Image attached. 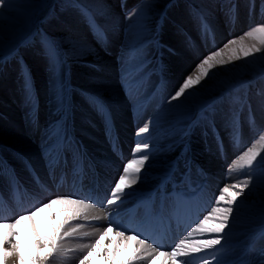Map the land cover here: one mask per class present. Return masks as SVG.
<instances>
[{"label": "bare ground", "instance_id": "obj_1", "mask_svg": "<svg viewBox=\"0 0 264 264\" xmlns=\"http://www.w3.org/2000/svg\"><path fill=\"white\" fill-rule=\"evenodd\" d=\"M217 34L218 36H216V41L220 40L219 30L217 31ZM176 37L177 39H173L168 36L173 44L172 49H170L171 52L165 53V56H162V58H156L154 62V65L156 66L160 64V72L161 74L163 73L162 77L164 78L162 90L165 92L163 100L158 104L160 106V109L157 108L158 111L156 110L157 112L155 115L146 114L143 117L141 116V125L136 124V127L134 128H132V126L129 124L130 113L127 107H129L130 105L126 106L125 101L122 97V89L119 88L117 80L115 79V74L117 73H120V77L124 75L125 78H129L132 74H134L132 71V67L134 65L132 66L128 64L129 61L125 60L127 56L125 52L120 56L119 70H117L116 68L118 65H116V62L114 61L115 59L111 57V53L114 47L112 48L110 46H106L105 49L108 52L111 51L110 54L101 56L100 58L96 59L97 61L86 64L84 68L80 67V69L77 70L76 73L78 81L82 84L80 88L83 89L86 94L88 93L87 95L93 97L95 96V98L101 101V104L103 103L110 108V120H114L113 123L115 124V128L118 132V138L120 139L121 143L126 142L127 135L130 133L131 135L135 136V144L147 143L149 145L147 151L139 152L142 155H145L147 152L151 151V153L147 154L149 156V160L145 163V166L140 173L138 183L133 185V187L130 189H125L134 191V193H124L126 196H128L129 201H137V203H143V201L145 200H153L150 191L157 186L160 179L167 171L173 170V156L181 149L182 145L184 146L185 144L191 150L193 156L195 155L196 160L194 159V162L203 167L204 170L202 171L203 173H206V179L208 181L204 186V199L196 198L191 202L189 201V199H187L188 202H184L177 196V198L174 197L170 200L169 204L166 205L163 200H160L155 208L152 204L150 206V212H146V215L144 217V220H147L145 221V223H141L144 220L139 222V226L145 228L147 224L151 222V219L154 218V220L157 221L156 223L158 226L164 227L163 229L165 233V242L161 248H158V245L156 246V244L159 242L158 236L157 240L154 241L156 244L148 240V243L151 244L152 248H155L156 251L152 252L151 249H147L146 251L142 249L141 252L137 254L141 258L136 260H133L132 256L134 253V249L138 246L135 245V243L132 241L127 242V246H125V243L121 241L119 244V248L117 249L116 240L119 238L115 236V232L121 229L125 231L126 235L132 234V230H130L129 232L124 227L119 228V226L122 224L123 219L128 220L130 218V214L134 213L135 209L130 210L129 215H126V212L122 218H119L114 214V212L121 209L120 206H111L106 208L96 207V209H88L86 210V213L82 214L81 218L76 220L69 219V223L65 225L64 230H62L59 236H57L55 228L59 224L63 223L65 219H68L73 215V212L71 211V208L73 206L66 204H53L51 209H43L42 211H40L34 220L36 233L42 237H51L52 243L56 245V251L53 255L48 256L47 259H43V257L46 256L47 253L51 250V246L47 241H45L41 244L40 249H37V237L33 233V223L28 220L23 221L17 227V229L15 230L17 232V236L11 238V243L19 244V251L24 255L26 264H28V261L30 259H36L37 257H40V259L37 261V264H74L75 260H79L77 264H80L81 258L83 259V257L87 255L89 251H92V255L88 260L84 262V264H153L154 258V264H173L172 260L166 259L163 256H159V252L171 251L175 247V244L178 243L181 239H188L192 241L206 238H219L221 239V244L217 245L214 249L206 250L205 252H201L199 254H191L189 256L178 257L176 264H201V260L210 252L216 254L218 260L221 261V264L230 263L232 261H237L238 264H249L246 262L245 258L247 254L252 250V238L259 235L260 232L264 231V198H254L255 195H259L257 192V188L264 189V168L253 166V168L243 167L240 169V167L235 166L234 162L232 168H230L227 172V177L225 176L227 178V184H224V186L219 185L220 179L216 175L220 173L219 165L221 162L219 163V160L214 156L213 151L215 148V144L210 140H207L206 146L209 149V152H205L203 149V144L201 143L199 137L195 134L197 127H195V129L194 127L191 129L190 125L197 118L198 121H201L199 118L201 114H203V116H208V114L204 112L205 106L212 102L214 99H218L220 96H222L223 92L227 90L223 86H220L218 84L213 85L206 96V93L203 90V85H205V83L204 81H202L201 85L194 86L189 90L192 95H188V93L186 92L185 95L187 96V99L181 97V99L178 101H172L171 103L168 102L177 88L181 86L178 84L177 88L172 93L175 83L181 78V76L192 74V67L195 62V58H193V51L198 52L199 49L202 50V45L200 44L199 40L197 41L196 39L191 43L187 42V40H183L184 42H182L183 38H180V36ZM194 37L197 38L198 35H195ZM111 44L109 43V45ZM190 48H192L193 50H190ZM92 64H95V69L92 68ZM140 65L141 63H138L134 67H139ZM38 76H40L39 73ZM134 76L135 79L133 81L139 82L143 74L140 73L139 76ZM149 76L151 75L149 74ZM41 79L42 77L40 79L36 78L32 81L31 86L29 87L31 94H34V91H36L35 94L40 97L41 102L43 101L44 97L50 99V106L52 108H58L60 112L64 114L63 117L66 116L67 119L72 123V125H69V123L67 124L68 130L70 132H73L74 136L84 144V147L86 148L88 153L96 160V162H98V164L101 163L99 164V179L95 180L93 178L87 177V181H91L92 185L95 186L97 190H99L100 192H104L108 185L111 184L113 177L115 176L108 175V173H110L111 171H116L117 165H119L120 162L117 161L115 155H112L105 148L106 143L104 145V143L102 142L101 128L98 123L99 119L97 120L93 115L94 113L92 114V111L89 110L91 108H88L82 102V95L69 90V87H64L63 102L65 105V111L63 112V110H61V108L59 107V101L56 99L55 93L52 91L48 92V90L46 89L47 85ZM65 79V74H63V76L62 74H60L55 77L53 81L51 80L50 83L54 82V84H62ZM133 81L131 82L134 83ZM122 85L125 87V85L127 84H120V87ZM154 86V83L151 87L150 83H147V88L150 87V91L152 88H154ZM16 90H19L17 86ZM13 92L14 89L12 88L11 83L6 82V85L0 88V116L2 117L0 119V157L5 156L9 161L12 162L13 170L21 177L24 183L23 187L21 188V192L26 193L30 199H34V203L39 205L47 202L49 199H54L57 197H69V189H66L67 193L61 196L62 192L54 193L51 188H49V181L53 177L56 178L57 175H55L56 165L48 164L51 163L50 159L53 156V154H50L47 150L49 141L47 140V138H43V136L35 137V134L37 132H34L33 129H31L27 125V120V123L24 121L22 124H19L18 116L19 114H21V110L19 109L20 92L15 96L14 100ZM207 97H211V99H209L208 101H204ZM145 98L146 96H143V98L139 96L135 100L133 106L131 105L134 112L138 110V108L136 107V104H138L137 102L144 100ZM49 103H46V105H49ZM222 105L223 104H221V106ZM96 109L99 108L97 107ZM149 109L150 108H148L146 112L149 111ZM190 112H192L191 115H189ZM258 113H261V110H255L253 114V119L256 122H259V119L261 118ZM208 117H213V119H216L218 127L222 124L224 125L225 117L222 116L219 108H215L214 112H212V114ZM73 118L75 119V121L73 120ZM55 119L57 118L55 117ZM145 126L149 128V131L147 133L138 135L137 133L139 132V129ZM229 126L232 127V124L229 123ZM133 129H135L136 132H134ZM243 130H246V132L248 133L247 124H244ZM150 132H157V135L152 138L151 141L147 140V138H149L150 136H148L147 134H149ZM243 140H245V138H243ZM159 142H161L162 144H160ZM178 144L180 145L177 146ZM175 147H178L177 151H174V153H176L171 154ZM130 148H135V145H133L132 143V145H130ZM11 153H18V155L24 157L27 162H29L36 168V170L31 173L33 177L36 174H43L41 175V180L39 181V183L31 181L32 177L27 172L26 165L21 159L11 157ZM189 155L190 154H188V156ZM126 162H124L123 165L120 166L121 169ZM42 163H45L46 165L42 166ZM237 169H239L240 172H238ZM250 169H252V173L254 174V176L252 177L251 184L247 189H245L243 193L245 194V200H242L243 202H241V197H239L236 203L234 205H231V207L233 208V212L231 213V216L228 220V227L225 228L224 232L220 234H211L213 236L205 233L204 235L194 234L193 236L189 237L187 235L188 232L185 231V227H182L181 222L179 221L183 216L182 214L185 215L189 213L190 219L187 225V229L190 227L192 229L195 223L207 214V212L204 214L205 211L203 210H206L205 208L210 203L212 194L213 196L214 194H216L217 198L219 195V191L223 187L227 186L231 188L233 184L242 183L243 181H238L237 178H234L235 172L244 174H246L247 172L249 174L251 172ZM118 171H120V168L118 169ZM192 176L195 175L193 174ZM221 177L223 176H220V178ZM177 178L178 176L176 177V179ZM259 178H262L261 182L259 181ZM116 179L113 181V183L117 181ZM183 180L185 179L183 178ZM181 184L182 182L179 184L175 183V185L178 186H174V188L176 190H182L181 186H179ZM184 185L186 186V189L184 191L188 192L189 185L187 183H184ZM113 186H111V188H113ZM218 186H221L220 190ZM11 187V179L7 175L0 174V189H3V191L7 193V191ZM165 187L166 184L163 185L164 191ZM236 190L238 191L239 189ZM188 194L191 193H187L186 196H188ZM15 197L16 195L14 196V198ZM23 198L24 197L22 196L19 201H15L17 203H20ZM32 203L33 202L30 201L29 205ZM195 203L197 205L196 208ZM130 205L131 203H126L123 205V207L128 208ZM220 205V207H229V205H226L223 202H221ZM100 208H103L104 210L100 211ZM2 209L8 210L10 209V207L2 206ZM28 209L30 210L29 206ZM153 209H155V214L152 213ZM109 210H111L110 218L113 219L115 223L117 220H119V223H114L113 231L108 233V237L106 239L100 240L99 245L93 248L95 242L100 239L101 235L105 231V228L108 226L104 223V213L108 212ZM141 213L142 211L140 212V210L137 212V214L139 215ZM148 214L150 215L148 216ZM14 215L17 217L20 214L17 213ZM52 216H54V218H51ZM85 216L87 218H84ZM94 216H99L100 219H92V217ZM186 216L187 215H185V217ZM92 220L96 222V225L85 226V221ZM77 225H82V227H79L76 233H73L69 236L63 235V231H71V228L76 227ZM6 232V228H0V264H19V256L15 254L10 256L7 260L3 259L4 250L12 251L11 243H3V238ZM151 232L154 234L155 229L152 228ZM85 233H87V235H85ZM219 235L223 236L220 238ZM227 243H229L230 246L225 248L224 245ZM84 245H87V247H84ZM66 248H68L70 252L69 254L64 253V250ZM259 250L256 254H262V250L260 252ZM149 252H151V255L148 254ZM59 257H61L62 260H58ZM259 258L261 257H256V260H259ZM254 263L260 264L256 262ZM214 264H216V262H214Z\"/></svg>", "mask_w": 264, "mask_h": 264}, {"label": "rangeland", "instance_id": "obj_2", "mask_svg": "<svg viewBox=\"0 0 264 264\" xmlns=\"http://www.w3.org/2000/svg\"><path fill=\"white\" fill-rule=\"evenodd\" d=\"M7 3L8 7L0 9V88L4 87L6 82L11 83L14 89L13 100L20 92L19 109L21 110V114L18 116L19 124H22L24 121L26 122L27 119H31V123L26 122L27 125L34 132H37L35 137L43 136V138L46 136V130L51 123L53 124L54 121L61 119L64 114L58 108L50 106V99L44 97L45 99L43 98L41 102L40 97L35 94L36 91H34V94H31L32 99L31 102L29 101V87L34 79L42 77L41 80L47 85L46 89L48 92H54V82L50 83V81H53L60 74L62 76L65 74L66 79L62 83L63 88L69 87V90L81 94L83 97L81 98L82 102L88 108H91L90 101L94 102L97 98L87 95L88 93L86 94L80 88L82 84L78 81L76 72L80 67L84 68L86 64L97 61L96 59L101 56L110 54L111 51H106V46L114 47L111 57L115 59L113 60L118 65L116 67L117 70L120 67V56L125 52L127 55L125 60L129 61L128 64L135 66L141 63L139 67L133 66V69L131 68L134 73L132 74L133 76H139L142 73L143 76L140 79L143 80L144 78L145 82H148L149 79L150 85L154 82L163 84L164 78L162 79L163 73L161 74L160 72V64L156 66L154 62L156 58H162V56H165V53L171 52L170 49H172L173 44L168 36L173 39H177L176 36H180V38H183L182 42L187 40V42L191 43L196 39L200 41L202 50L199 49L198 52L193 51L195 62L192 67V74L194 75L196 74L194 72L195 66L210 52L222 48L231 39L240 38L250 28L264 24V0H7ZM218 30L220 31V40L216 41ZM195 35H198V37L195 38ZM109 43L112 44L109 45ZM208 43H211V45L209 46ZM246 43L250 44L253 41L246 39ZM46 45H50L54 49V57L58 61L55 75L50 68V59ZM190 50L193 49L190 48ZM228 55L229 53L226 51L225 59H227ZM91 66L94 69L96 67L95 64ZM37 72L40 76H38ZM115 75L117 84L122 89V97L125 104L129 106L132 102L133 92L137 86H140V83L136 85V81H133L135 76L133 77L132 75L129 78H125L124 75L120 77V73ZM186 77L187 75L181 76L175 83L172 93L178 84H182ZM123 83L127 85L120 87V84ZM204 83L203 90L206 96L213 85L218 84L227 90L218 99H214L209 103L213 104L215 108H219L222 116L225 117L224 125L219 126V130L223 131L224 139L230 135H234V127H230L229 123L231 122L232 124L236 112L239 111V114L244 113L245 116L243 117L246 121L247 110L250 107L254 111L261 110V113H258L261 117L260 119L258 118L259 122L252 125L250 129L248 127V133L246 130H243L242 147H234L233 151L235 152L233 156H230L229 153L226 154L225 159H220V173L216 176L220 179L219 185L224 186V184H227V172L232 168L235 160L238 159L239 155L248 146L255 142L260 131L264 130V53L255 54L247 59L242 58L228 63L224 67L218 66L212 70L210 78L204 80ZM16 86L19 90H16ZM164 92L158 93L155 102L148 107L150 108L147 111L148 113H136L133 114L134 116H129V124L132 128L136 124L141 125V119L146 114H156L157 108L160 109L158 104L164 98ZM209 99L211 97L205 98L204 101H208ZM45 101L49 105H46ZM221 104H223V107ZM141 108L142 106H140ZM127 109L132 113L131 109L128 107ZM142 109L144 111L147 107ZM89 110L92 111V114L95 112V110ZM94 116L100 121V114L96 112ZM73 120L75 121L74 118ZM194 124H196L195 120L190 125L191 129ZM205 125L207 124L205 123ZM133 131L136 132L135 129ZM197 132L200 133L199 129L198 131L196 130ZM147 135H150L147 140L151 141L157 135V132H150ZM196 135L198 136V133ZM101 137L104 145L106 143L105 148L109 152V149H111L109 148V140L105 138L104 133L103 136L101 134ZM199 139L203 144L204 151L209 152L206 140ZM134 140L135 136L129 133L126 142L120 145L123 148H128H126L127 151L126 149L123 151L125 156L119 157L118 162L120 164L117 165V170L111 171L108 175H121L122 169L120 166L123 165V161L130 160L134 155L137 157L143 156L139 152L134 153V151V155L129 154L130 145L132 143L135 146L137 145L134 143ZM159 143L162 144L161 142ZM74 145L76 148L78 147L77 142ZM177 149L178 147H175L171 154L177 151ZM225 150L229 152L230 149L226 146ZM180 151L181 155L178 156V161L181 160L180 162L183 164L190 158L189 156L193 157V161L194 159L196 160L191 150L182 145L181 149L177 153L175 152L176 154L174 153L173 161L175 157L177 158ZM61 152L62 154L64 153L63 150ZM149 153L151 151L147 152L146 155ZM213 153L217 159L218 156L215 151ZM111 154L114 155L113 153ZM188 154L190 155L188 156ZM63 156L65 155L63 154ZM115 157L118 158L117 155ZM56 158L60 162L62 158L61 154H58ZM183 164L181 165L182 167L175 168V173L173 174L174 181H177V176L178 178L182 177L183 173L188 174L187 176L191 174L185 172ZM254 166L264 168L259 163ZM119 168L120 171H118ZM237 170L240 172L239 169ZM250 171L249 174L247 172L246 174L235 172L234 178H237L238 181H243L248 175L253 177L252 169ZM220 176L223 177L220 178ZM261 180L262 178H259L260 182ZM207 181V179L201 178L200 173H198V177L196 176V179L190 183L193 184V188H196ZM220 189L221 186L219 187ZM257 192L259 195H255L254 198H264L263 188H257ZM244 195L240 196L241 202L245 200ZM211 197L213 199L210 200L209 210L212 206H215L216 194L214 196L212 194ZM222 236L219 235L220 238ZM252 240L254 248L256 250L260 249L259 252L262 249L264 253V231L254 236ZM225 246H230V244L227 243ZM64 253H70L68 248L64 250ZM251 254L249 255V259L254 262L253 252ZM58 260H62V258L59 257ZM262 260H264V255L261 256L259 262L261 263ZM77 262L79 260H75L74 264H77Z\"/></svg>", "mask_w": 264, "mask_h": 264}, {"label": "snow or ice", "instance_id": "obj_3", "mask_svg": "<svg viewBox=\"0 0 264 264\" xmlns=\"http://www.w3.org/2000/svg\"><path fill=\"white\" fill-rule=\"evenodd\" d=\"M7 0H0V9L8 7ZM102 35V34H101ZM246 39H250L253 43H246ZM48 49L49 59H50V68L55 75L57 71L58 61L55 60L54 57V49L51 48L50 45H46ZM228 52L229 55L227 59H225V52ZM264 53V24L254 26L250 28L243 36L240 38H234L229 40L222 48L216 49L206 55L202 60L195 66L194 72L196 74H189L183 80L181 86L178 87V90L170 97L169 103L172 101H178L181 97L187 99L185 95L186 92L188 95H192L189 92L194 86L201 85V82L210 78V73L216 67H224L228 63L240 60L247 59L252 57L255 54ZM53 90L56 95V99L59 101V107L61 110L65 109V105L63 102V94L64 88L62 84H54ZM28 99L31 102V92L29 89ZM97 107L100 110H103V106L97 104ZM215 106L212 104H208L204 108V112L210 116L212 112H214ZM205 116V118H208ZM149 128L147 126L141 127L139 132L137 133H147ZM46 138L49 141L48 152L53 154L61 149L65 144L71 142V137L68 135L67 128V117L64 116L60 120L53 122L46 130ZM149 145L147 143H137L134 149L135 152L147 151ZM259 158V160H258ZM149 160L148 155H143L138 158L133 156L130 160H128L122 168V174L119 175L118 180L114 183V187L111 190V198L105 201L106 204L112 205L117 202L119 199V195L125 192V189H130L133 185L137 184L140 178V173L145 166V163ZM257 163L260 166L264 167V130H261L258 134V138L253 142L250 146L246 148L239 155L238 159L235 161V166L237 167H247L253 168ZM252 182V176L248 175V177L243 180L242 183L233 184L230 187H223L219 191L218 197L215 199V206H212L210 210L204 215L201 219H199L194 227L187 233L189 237L194 234L204 235L207 234H220L223 233L225 228L228 227V220L233 212V208L231 205H234L238 198L244 193L245 189L249 187ZM236 189H239L238 191ZM223 202L229 207H220L219 205ZM53 204H66L73 206L71 211L73 215L65 219L63 223L59 224L55 228V232L57 236L64 230L66 224L69 223V219L76 220L81 218L82 214L86 213L88 209H96V202H89L82 198H70V197H57L54 199H49L47 202L37 205L34 209L27 211L24 214H20L19 216L13 218L12 220H7L3 215H0V228H6L7 232L4 235L3 243L9 244L11 243V238L17 236V232L15 231L17 227L25 220H28L33 223V233L37 237V249H40V246L43 242L47 241L51 250L47 253L43 259H47L48 256L53 255L56 251V245L52 243L51 237H42L36 233V228L34 224L35 217L37 214L43 209H51ZM103 211V208L99 209ZM51 218H54L52 216ZM84 218H87L86 216ZM92 219H100L99 216H94ZM114 221H110L109 226L105 228L104 233L101 235L100 239L95 242L93 248L99 245L100 240L106 239L108 237V233L113 231ZM82 227V225H77L76 227H72L71 231H63L64 236L72 235L78 231V228ZM118 227V226H117ZM87 235V233H85ZM115 236L119 239L116 240V247L119 248V244L121 241L125 243L127 246V242L132 241L137 245L134 249V253L132 256L133 260L140 259L141 257L137 255L141 252V250L151 249L152 252H155L156 249L152 248V245L148 243L147 239H141L140 234H130L126 235L123 229L117 230L115 232ZM221 244V239L219 238H206L200 240H188L181 239L178 243L175 244V247L171 251H161L159 252V256H163L166 259H170L173 261V264H176L178 257L189 256L191 254H199L201 252H205L206 250L214 249L217 245ZM87 247V245H84ZM12 251L4 250L3 259L7 260L12 255L19 256V264H26L24 255L19 251L18 243H11ZM151 255V252L148 253ZM92 255V251H89L87 255L83 257L80 261V264H84L86 260H88ZM264 255V253H262ZM40 257L36 259H30L28 264H37V261ZM153 259V264H154ZM221 264V261L218 260L215 253H209L206 257L201 260V264ZM261 264H264V260H262Z\"/></svg>", "mask_w": 264, "mask_h": 264}]
</instances>
